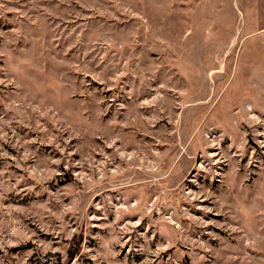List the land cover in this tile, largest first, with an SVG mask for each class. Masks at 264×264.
Masks as SVG:
<instances>
[{"label": "rangeland", "instance_id": "rangeland-1", "mask_svg": "<svg viewBox=\"0 0 264 264\" xmlns=\"http://www.w3.org/2000/svg\"><path fill=\"white\" fill-rule=\"evenodd\" d=\"M0 264H264V0H0Z\"/></svg>", "mask_w": 264, "mask_h": 264}]
</instances>
